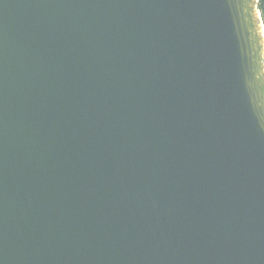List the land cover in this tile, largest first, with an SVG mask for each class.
Returning a JSON list of instances; mask_svg holds the SVG:
<instances>
[{
	"label": "water",
	"instance_id": "obj_1",
	"mask_svg": "<svg viewBox=\"0 0 264 264\" xmlns=\"http://www.w3.org/2000/svg\"><path fill=\"white\" fill-rule=\"evenodd\" d=\"M0 264H264L258 0H0Z\"/></svg>",
	"mask_w": 264,
	"mask_h": 264
},
{
	"label": "trees",
	"instance_id": "obj_2",
	"mask_svg": "<svg viewBox=\"0 0 264 264\" xmlns=\"http://www.w3.org/2000/svg\"><path fill=\"white\" fill-rule=\"evenodd\" d=\"M258 10L261 14L262 22L264 24V0H258Z\"/></svg>",
	"mask_w": 264,
	"mask_h": 264
},
{
	"label": "rangeland",
	"instance_id": "obj_3",
	"mask_svg": "<svg viewBox=\"0 0 264 264\" xmlns=\"http://www.w3.org/2000/svg\"><path fill=\"white\" fill-rule=\"evenodd\" d=\"M264 25V24H263Z\"/></svg>",
	"mask_w": 264,
	"mask_h": 264
}]
</instances>
